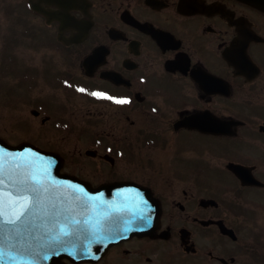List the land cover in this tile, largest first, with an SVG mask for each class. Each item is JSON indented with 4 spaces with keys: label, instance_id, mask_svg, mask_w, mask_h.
I'll return each mask as SVG.
<instances>
[{
    "label": "flooded vegetation",
    "instance_id": "1",
    "mask_svg": "<svg viewBox=\"0 0 264 264\" xmlns=\"http://www.w3.org/2000/svg\"><path fill=\"white\" fill-rule=\"evenodd\" d=\"M0 14V140L26 141L30 106L75 132L65 151L28 140L61 172L144 187L157 216L58 264H264V0H0Z\"/></svg>",
    "mask_w": 264,
    "mask_h": 264
},
{
    "label": "snow or ice",
    "instance_id": "2",
    "mask_svg": "<svg viewBox=\"0 0 264 264\" xmlns=\"http://www.w3.org/2000/svg\"><path fill=\"white\" fill-rule=\"evenodd\" d=\"M77 91L84 92L85 89ZM91 95L105 96L99 92ZM9 164L0 150V261L8 264L16 260L5 250V244L8 248L23 249L34 255L44 251L42 258L45 260L49 258L48 251L59 255L60 249L73 239H79L86 231L73 215L74 206L84 207V203L75 204L79 197L72 202H67V198L61 200L42 176L19 164ZM73 187L84 191L82 187ZM83 223L87 224V221Z\"/></svg>",
    "mask_w": 264,
    "mask_h": 264
},
{
    "label": "water",
    "instance_id": "3",
    "mask_svg": "<svg viewBox=\"0 0 264 264\" xmlns=\"http://www.w3.org/2000/svg\"><path fill=\"white\" fill-rule=\"evenodd\" d=\"M3 144H4L3 142L2 143L0 142V148L4 149V152H2V154L3 153L7 154V157L5 159L6 161L10 162L9 166L19 164L21 165L22 168L37 173L42 177L51 176L56 179L63 178L59 176L60 166L59 164H57V158L54 157L53 155L46 154L45 152L42 151L40 152L27 144L21 145L19 149H10V150H7L6 148L8 147V145L6 144L3 145ZM8 156H11V158H8ZM53 161L54 164L50 165V162ZM68 186L71 185L69 184ZM85 193L88 194L87 192ZM103 193L105 195H112L111 199L106 200L107 197H104ZM90 194H92L93 196L100 195L104 197V201H102L101 211L107 212L109 214L101 215V219H108L101 221L99 223L101 229L108 230L109 228L117 226V232H116L117 235H123V236H128L129 234L135 231L134 228L130 227L127 217L128 210H130L129 209L130 206L128 207V202L130 199V196L128 194V187L118 186V185H114V186L105 185L102 186L101 189L91 192ZM136 198L137 195L132 196V200H135ZM86 226H89V224L87 223ZM111 242L113 241H110L108 243ZM106 247L107 244L104 245L103 247H98V248L97 247L92 248L91 246L83 245V247L77 249L76 252L74 250L63 249L64 250L63 254L72 258H89L91 256L97 255L98 253L99 254L103 253ZM14 250H19V249H14ZM14 250L12 249V252ZM19 251L20 253L17 251L15 256L17 257L20 256L21 258H31L36 256L33 253H30L23 249H20ZM8 264H19V263L9 261Z\"/></svg>",
    "mask_w": 264,
    "mask_h": 264
},
{
    "label": "rangeland",
    "instance_id": "4",
    "mask_svg": "<svg viewBox=\"0 0 264 264\" xmlns=\"http://www.w3.org/2000/svg\"><path fill=\"white\" fill-rule=\"evenodd\" d=\"M3 16L0 14V19ZM21 55L22 57L28 59L30 55V49L28 47V43H21ZM52 94V93H49ZM20 108V140H30L35 141L41 144H48V146L54 145L58 147L60 150L65 151L68 146L73 142V137L75 136V132L70 136L63 137L62 133H59L53 129V127L48 128L47 125L42 126L39 122V119H35L31 116L29 109L30 106L24 105V104H17ZM5 125L9 128H12V118H8L7 114L8 112H5ZM72 118L76 119V109L74 110L71 108L67 111L66 118ZM52 121L46 122V124H51ZM70 122H73L70 120ZM19 126V125H18ZM17 126V127H18ZM151 163L156 162V157H151L149 160ZM178 160L176 161V163ZM142 167V166H141ZM131 170V173L133 176L139 177L143 174L142 168Z\"/></svg>",
    "mask_w": 264,
    "mask_h": 264
}]
</instances>
